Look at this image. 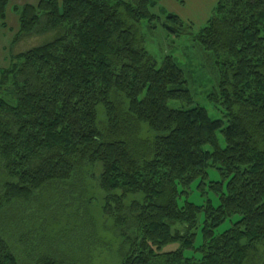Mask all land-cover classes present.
<instances>
[{
  "label": "trees",
  "instance_id": "obj_1",
  "mask_svg": "<svg viewBox=\"0 0 264 264\" xmlns=\"http://www.w3.org/2000/svg\"><path fill=\"white\" fill-rule=\"evenodd\" d=\"M156 6L41 0L15 7L20 40L40 30L54 39L12 54L1 71L0 210L40 204L54 185L97 178L103 213L124 237L121 264H264V0H219L196 36L223 58L226 73L210 99L227 125L201 107L169 106L193 97L177 62L167 57L159 66L144 47L136 24L152 23ZM8 10L0 0V28ZM167 20L170 33H187L180 17ZM210 170L222 177L210 183L219 204L191 203L192 186L205 187ZM72 200L81 202L70 194L55 202L56 214L76 217ZM47 254L42 264H60ZM0 264H20L3 237Z\"/></svg>",
  "mask_w": 264,
  "mask_h": 264
},
{
  "label": "rangeland",
  "instance_id": "obj_2",
  "mask_svg": "<svg viewBox=\"0 0 264 264\" xmlns=\"http://www.w3.org/2000/svg\"><path fill=\"white\" fill-rule=\"evenodd\" d=\"M154 1H157V6L152 9V13L157 18L152 23L145 19L136 24L144 40V47L159 66L167 57H172L177 62L186 74L188 88L193 97L191 104L170 101L169 106L183 110L201 107L207 110L211 119L225 121L227 125L222 106L210 99V96L219 89L226 73L222 63L223 58L204 50L196 40L199 31L214 15L219 0ZM169 15H176L187 24L189 28L186 34L178 37L164 27ZM16 31L13 30L12 38L9 34L10 30L7 31L8 38L0 36V77L4 69L2 66H8L5 56L9 61L12 54L24 53L54 39V33L40 30L32 36L21 37L20 40ZM5 47L7 50L4 51ZM218 139L221 147L225 148L226 142L221 133L218 134ZM205 149L211 150L210 147ZM3 176L5 177V174L0 168V199ZM221 180L218 171L210 170L207 185L199 188L198 183L194 184L187 198L188 201L203 206L207 201L212 200L217 206L219 197L210 188V183ZM83 182L74 180L68 184L61 183L48 188L40 204L36 201L28 205L10 206L0 210L5 213L2 217L8 215L12 219L9 231L6 225L4 224V227L7 230L0 222V231L4 229L9 233L0 232V237L9 242L20 264H42L44 259L49 258L47 252L55 254L51 257H55V261L60 264H121L120 251L125 245L124 237L119 233L114 221L103 213L105 194L99 189L97 178ZM69 194L76 196L81 202L78 204L73 200L70 202L71 205L67 207L69 213L71 209L76 210L77 216L67 219V216L56 214L57 207L54 203ZM230 227L231 222L228 220L218 228L217 232L222 233ZM199 242L201 236L197 245ZM176 248L171 246L166 250Z\"/></svg>",
  "mask_w": 264,
  "mask_h": 264
},
{
  "label": "crops",
  "instance_id": "obj_3",
  "mask_svg": "<svg viewBox=\"0 0 264 264\" xmlns=\"http://www.w3.org/2000/svg\"><path fill=\"white\" fill-rule=\"evenodd\" d=\"M41 0H8L9 2V10H8V18H7V27L0 28V36H3L4 38H8L7 31L10 30L9 34L12 38L13 30H17L16 34L19 31V18L18 15L15 12V7H22L25 5H33L37 6L40 3ZM12 15V17H11ZM7 50V48H4V51ZM10 58V57H9ZM5 62H8L7 56H5ZM4 65V64H3ZM6 65V64H5ZM6 66H2V69Z\"/></svg>",
  "mask_w": 264,
  "mask_h": 264
}]
</instances>
